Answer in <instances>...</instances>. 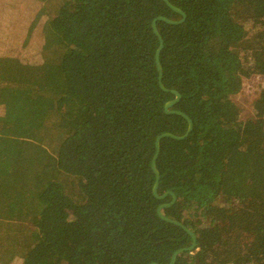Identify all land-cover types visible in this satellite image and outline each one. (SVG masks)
Segmentation results:
<instances>
[{
    "label": "trees",
    "instance_id": "1",
    "mask_svg": "<svg viewBox=\"0 0 264 264\" xmlns=\"http://www.w3.org/2000/svg\"><path fill=\"white\" fill-rule=\"evenodd\" d=\"M167 1L185 20L156 23L161 82L193 128L160 140L157 195L197 243L174 264H264V84L250 118L234 100L264 82V0ZM158 18L181 21L161 0H0V264H169L191 246L152 195L156 138L188 128L164 112ZM246 178L250 212L222 196Z\"/></svg>",
    "mask_w": 264,
    "mask_h": 264
},
{
    "label": "rangeland",
    "instance_id": "2",
    "mask_svg": "<svg viewBox=\"0 0 264 264\" xmlns=\"http://www.w3.org/2000/svg\"><path fill=\"white\" fill-rule=\"evenodd\" d=\"M40 1H42V0H40ZM56 83H58V82H56ZM262 84H264V82L261 79H255V80L254 79H247V80L244 79L243 80L241 90L236 95V97L234 99L237 103L238 113L242 119L245 120V119L251 117L252 112H253V108H254L253 105L258 100L259 92H260V88L262 87ZM57 87H61L60 84H59V86L57 85ZM23 106H25V105H23ZM80 108L81 107H80L79 103L75 102V104L72 105V107H68L67 110H70V112L74 113V112L80 111ZM16 111H18L17 116L20 117V119L21 118L23 119L24 117L27 116L26 120L23 121L22 131H24L23 132L24 136L26 135L33 142H38L37 130H36V126H37L38 122H36V123L32 122V119H31V117H33L32 114H33L34 110L32 111V109H30L28 111L25 110V112H22V109L21 110L16 109ZM16 117H14V118H16ZM15 135L17 137H20V135H18V134H15ZM10 147H11L10 142L6 143L2 139H0V172L3 171V169L6 165L5 161L7 160V157L9 155ZM244 181H247V178ZM238 189H239L238 193L222 194V196H223V198L224 197L230 198V200H232L231 203L234 202L236 205H239L238 203L242 201V205L240 207H238V206L237 207L241 208L242 210L247 211L246 202L254 201L253 199L261 191L260 184L256 181H252V182L247 181V182H243L242 185L240 183V187ZM247 212H250V210Z\"/></svg>",
    "mask_w": 264,
    "mask_h": 264
},
{
    "label": "water",
    "instance_id": "3",
    "mask_svg": "<svg viewBox=\"0 0 264 264\" xmlns=\"http://www.w3.org/2000/svg\"><path fill=\"white\" fill-rule=\"evenodd\" d=\"M161 1L168 9H170L174 13L178 14L179 16H181V21L174 23V22H170V21H168V20H166L164 18H158V19H155L152 22V24H151L152 33L157 38V40L159 42V48L157 49V51L155 53V57H154V64H155V67H156V71L158 73V87L163 93H167V94H170V95L175 97L174 101L169 102V103H167L165 105V107H164L165 114L166 115L179 116L182 119H184L186 121L187 125H188L187 131H186V133H185V135L183 137H175V136H172L170 134H163V135L158 136L156 138V140H155V143H154L155 154H154V157H153V159L151 161V172L153 173V175L155 177V183H154V186H153V189H152L153 197L156 200H158V201H162L168 196L171 197V202H170L169 205H162V206H159L157 208V210H156L157 217L161 221H163L164 223L172 225V226H175V227L181 229L191 240V246L189 248L181 249V250H178L175 253H173V255L170 258L169 264H174L175 263V259H176V257L178 255L183 254V253H192V252L196 251V246H197L196 236L191 231H189L183 224L175 222V221H172V220L162 216L161 210L168 209V208L172 207L174 202L176 201V197H175V195L172 192H167L163 196L158 197L157 188H158L159 176H158V172H157L156 167H155V162H156L157 157H158L159 152H160V148H159L160 140H162V139H172V140H175V141L185 140L189 136V134L191 133L192 128H193V124H192L191 120L188 117H186L184 114L178 113V112H169L168 111L172 106H174L175 104L178 103V101L180 99V96L176 92L165 90L163 85H162V82H161L162 71H161V67H160L159 62H158V57H159V54H160V52L162 50L163 42H162V39H161V37L159 36V34L157 32L156 23L157 22H162V23H165V24L170 25V26H179V25L183 24V22L185 20V15L180 10H178L175 7L171 6L167 0H161Z\"/></svg>",
    "mask_w": 264,
    "mask_h": 264
},
{
    "label": "built area",
    "instance_id": "4",
    "mask_svg": "<svg viewBox=\"0 0 264 264\" xmlns=\"http://www.w3.org/2000/svg\"><path fill=\"white\" fill-rule=\"evenodd\" d=\"M262 80V79H261ZM242 83H243V81H242ZM242 83H241V87H242ZM262 86H263V84H262Z\"/></svg>",
    "mask_w": 264,
    "mask_h": 264
}]
</instances>
